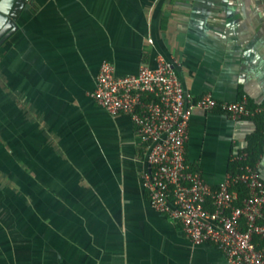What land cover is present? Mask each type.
<instances>
[{"label": "crops", "instance_id": "1", "mask_svg": "<svg viewBox=\"0 0 264 264\" xmlns=\"http://www.w3.org/2000/svg\"><path fill=\"white\" fill-rule=\"evenodd\" d=\"M17 24L0 45V264H228L150 206L144 143L89 93L102 60L122 76L162 57L194 97L264 106V0H36ZM254 117L193 111L188 167L216 187ZM254 166L264 179V145Z\"/></svg>", "mask_w": 264, "mask_h": 264}, {"label": "built area", "instance_id": "2", "mask_svg": "<svg viewBox=\"0 0 264 264\" xmlns=\"http://www.w3.org/2000/svg\"><path fill=\"white\" fill-rule=\"evenodd\" d=\"M89 96L109 114H126L133 123L149 166L142 186L155 211L179 224L193 244H214L228 264H264V251L254 242L264 238V179L247 163V152L232 156L239 169L216 187L185 161L193 111L219 110L234 120L259 115L264 128V106H249L245 96L233 101H219L209 92L194 97L183 88L173 63L162 57L153 67L142 63L136 73L122 76L102 60ZM239 184L247 193L237 204ZM207 200L212 210L205 207Z\"/></svg>", "mask_w": 264, "mask_h": 264}, {"label": "trees", "instance_id": "3", "mask_svg": "<svg viewBox=\"0 0 264 264\" xmlns=\"http://www.w3.org/2000/svg\"><path fill=\"white\" fill-rule=\"evenodd\" d=\"M249 106H251L250 103ZM254 118L258 122V126L256 131L247 138V147H246L247 163H249L252 166H254V164L259 159V155L261 154L262 147L264 145V128H263L262 118L259 115L255 116ZM239 166H240L239 162L232 161L229 164V171L236 172L239 169ZM235 189L238 192V196H237V204H238L239 201L246 195L247 191L244 185L242 184L235 186ZM254 242L257 244V248L264 251V238L255 237Z\"/></svg>", "mask_w": 264, "mask_h": 264}, {"label": "water", "instance_id": "4", "mask_svg": "<svg viewBox=\"0 0 264 264\" xmlns=\"http://www.w3.org/2000/svg\"><path fill=\"white\" fill-rule=\"evenodd\" d=\"M33 0H0V45L18 28L22 10Z\"/></svg>", "mask_w": 264, "mask_h": 264}, {"label": "rangeland", "instance_id": "5", "mask_svg": "<svg viewBox=\"0 0 264 264\" xmlns=\"http://www.w3.org/2000/svg\"><path fill=\"white\" fill-rule=\"evenodd\" d=\"M34 2H36V0H33L30 4H33Z\"/></svg>", "mask_w": 264, "mask_h": 264}]
</instances>
